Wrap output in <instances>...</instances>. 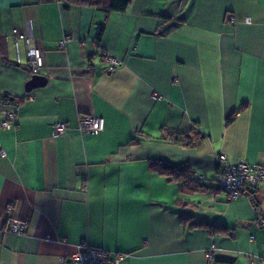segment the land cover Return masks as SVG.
<instances>
[{"label":"crops","instance_id":"obj_1","mask_svg":"<svg viewBox=\"0 0 264 264\" xmlns=\"http://www.w3.org/2000/svg\"><path fill=\"white\" fill-rule=\"evenodd\" d=\"M13 28L42 53L46 82L28 92ZM103 53L121 64L107 71ZM4 97L17 109L0 126V264H61L82 242L124 253L119 264H264V180L235 198L215 181L219 153L264 159V0H131L110 12L0 0V120ZM85 114L103 129L80 131ZM56 121L66 129L53 137ZM8 204L26 223L19 234L4 231Z\"/></svg>","mask_w":264,"mask_h":264},{"label":"built area","instance_id":"obj_2","mask_svg":"<svg viewBox=\"0 0 264 264\" xmlns=\"http://www.w3.org/2000/svg\"><path fill=\"white\" fill-rule=\"evenodd\" d=\"M12 33L18 38L24 39L27 45V57L29 60L31 74H37L43 64L41 50L34 45L28 37L13 28ZM63 45V42H61ZM103 62L107 71H112L121 64V61L113 56L103 53ZM5 103L11 104L10 108L3 109L1 113L0 126L6 128L11 125L17 109V103H11L7 98H3ZM103 118L93 114H85L79 118L78 129L82 132H96L103 129ZM66 125L62 121H56L51 130L53 137L64 132ZM4 152L0 150V156ZM192 180L200 184L204 181L202 175L193 173ZM264 180V159L260 163L249 164L244 160L230 161L223 153L217 155L215 181L217 188L221 190L227 197L235 198L238 196H250L255 188ZM7 218L4 225V231L15 234L21 233L26 223L23 219L14 218L10 215L11 204L6 207ZM258 226L264 229V220L257 218ZM213 249L207 251V258H213ZM125 256L121 252H110L102 248L93 247L82 242L76 251L68 257H60L61 264H119L120 260ZM264 259V258H263Z\"/></svg>","mask_w":264,"mask_h":264},{"label":"trees","instance_id":"obj_3","mask_svg":"<svg viewBox=\"0 0 264 264\" xmlns=\"http://www.w3.org/2000/svg\"><path fill=\"white\" fill-rule=\"evenodd\" d=\"M68 4H81V5H87L91 6L93 8L102 10L104 12H110V11H123L125 8L129 5L131 0H60ZM166 21H169V23L165 26L166 28L178 25L180 23L179 19H170L166 18ZM102 25L100 26L99 30L102 29ZM164 29V26L160 27L158 30L161 32ZM7 98L8 97H4ZM230 120V118H228ZM161 137L168 139L174 143H178L182 146L186 147H192L198 144L199 137H193L188 134H182L178 133L173 130L169 129H161ZM155 170L165 176H168L170 179L178 180V178H185L187 177L186 173H183L182 170H180L177 167L166 165V164H160L157 163V166ZM191 176V175H190ZM190 183H194L195 185H199L195 183L191 177L187 179ZM196 186V187H197Z\"/></svg>","mask_w":264,"mask_h":264},{"label":"water","instance_id":"obj_4","mask_svg":"<svg viewBox=\"0 0 264 264\" xmlns=\"http://www.w3.org/2000/svg\"><path fill=\"white\" fill-rule=\"evenodd\" d=\"M46 78L44 76L33 74L30 79L25 83V91L28 92L36 87H41L45 84Z\"/></svg>","mask_w":264,"mask_h":264}]
</instances>
